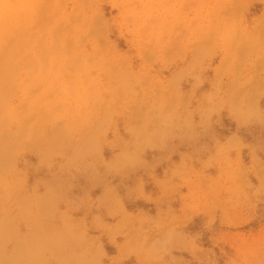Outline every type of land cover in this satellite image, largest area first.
<instances>
[{
    "label": "rangeland",
    "instance_id": "1",
    "mask_svg": "<svg viewBox=\"0 0 264 264\" xmlns=\"http://www.w3.org/2000/svg\"><path fill=\"white\" fill-rule=\"evenodd\" d=\"M0 264H264V0H0Z\"/></svg>",
    "mask_w": 264,
    "mask_h": 264
}]
</instances>
